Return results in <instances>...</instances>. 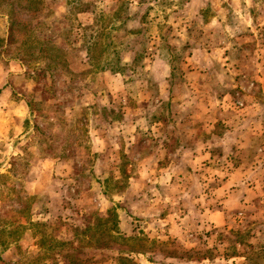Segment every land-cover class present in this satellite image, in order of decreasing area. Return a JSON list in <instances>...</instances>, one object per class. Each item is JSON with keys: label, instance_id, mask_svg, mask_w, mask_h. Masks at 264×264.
Masks as SVG:
<instances>
[{"label": "rangeland", "instance_id": "obj_1", "mask_svg": "<svg viewBox=\"0 0 264 264\" xmlns=\"http://www.w3.org/2000/svg\"><path fill=\"white\" fill-rule=\"evenodd\" d=\"M9 12L0 264L42 233L75 264H264V0H0V38Z\"/></svg>", "mask_w": 264, "mask_h": 264}, {"label": "trees", "instance_id": "obj_2", "mask_svg": "<svg viewBox=\"0 0 264 264\" xmlns=\"http://www.w3.org/2000/svg\"><path fill=\"white\" fill-rule=\"evenodd\" d=\"M18 24H20L18 18L12 12H9L7 35L4 38H0V49L2 51L5 52L6 49L11 47V45L17 40L18 35L16 34V30H17L16 28H18ZM26 24L30 25V23H27V22ZM24 35H25V41L28 42L26 46L27 50L24 52L26 56L24 57L32 59L34 58V49L36 48V42L39 40V38L32 34L31 27H29L27 30L24 31ZM17 55L18 54H16L15 57H13V59H17V57H19ZM107 69H113L117 71L120 68L119 66H114L110 62H106V64H102L101 70H107ZM105 214H106L105 216H103L102 214H95L93 216L94 223L92 224L87 223L83 228H80L79 230L76 228L77 231H76V234L73 236V238L76 237V239L80 241L81 246L89 243L93 239V236L95 234L93 233V230H95L96 227H103L110 220L113 221V224L115 223L116 213L114 212L113 208L108 209ZM36 224L43 225L42 222H32L31 223L32 226ZM103 232H104V229L101 230V234ZM110 236L114 239L113 234H110ZM119 236L120 235H118V237ZM122 237L125 238L126 240L130 238V237H124V236ZM72 240L70 241V240L58 239V238L51 237L49 234L42 233L40 238L35 243L39 250H38L37 255L33 259L27 258L26 261L22 262L23 261V257H22L20 258V260L18 259L16 261L7 262L6 264H39V259H41L42 257H47L51 255L54 256L56 253H58V255L62 254L63 259L68 258V264H75L73 255L67 254V252H64L65 251L64 247H68V249L76 250V248H72V245H69L73 242ZM0 244L4 245V242L0 241ZM62 248L64 249L62 250ZM85 252H83L85 256L84 258H82L81 261L87 262L91 259L92 256L89 255L88 253L85 254ZM118 252L128 253V252H132V250L131 249L130 250L128 249L127 251L119 250ZM119 259L135 264L134 262L129 260V258H124V256H120Z\"/></svg>", "mask_w": 264, "mask_h": 264}]
</instances>
